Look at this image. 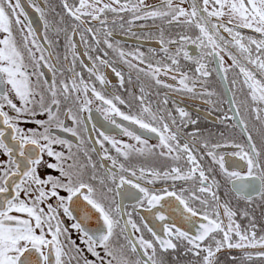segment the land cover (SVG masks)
Returning <instances> with one entry per match:
<instances>
[{
  "label": "snow or ice",
  "instance_id": "snow-or-ice-1",
  "mask_svg": "<svg viewBox=\"0 0 264 264\" xmlns=\"http://www.w3.org/2000/svg\"><path fill=\"white\" fill-rule=\"evenodd\" d=\"M62 4L67 16L78 22L72 25L73 34L83 29L80 40L86 47L84 56L92 63L89 67L80 60V64L89 73L88 81L81 72L75 71L79 54L74 51L76 45L72 36L67 37L68 49L72 50V65L68 71L72 75L57 81L60 70L50 63L52 41L45 34L44 43L48 48L39 43L30 22L24 34L20 17L24 20L28 17L20 0H0V157H3L0 159V264H251L253 261L264 264V228L259 229L261 234L258 235L255 217L246 209H234L230 201H222L219 194L226 185L225 195L233 193L248 206L257 199L264 203V148H257L245 120L239 119L238 125L243 126L246 146L231 144L236 151L218 156L217 150L227 144L204 141L198 145L197 132H181V127L195 125L196 120L185 122L182 119L181 124L176 125L171 112L165 117L144 106V95L134 97L141 105L140 113H126L117 106L126 105L120 95H105L91 80L94 77L106 91L111 81L101 69L110 68L123 88L124 75L114 66V60L107 59V49L116 53L128 69L135 70L138 80L143 74L156 85L171 89V84L160 79L162 75L169 76L178 80V90L194 97L215 95L204 87L211 75L208 63L218 65L213 69L217 75L238 69L237 76L241 79H233L232 88L226 90L232 93V99L227 102L230 111L235 109V116L225 115L222 119H235L242 109L245 113L250 111L262 126L258 131L264 140V116L261 115L264 113V0H179L178 3L160 0V4L154 6L147 5L145 0H110L108 3L78 0V4L62 0ZM185 4L188 6L184 7ZM36 11L40 13L46 33L52 30L53 25L45 19L44 11L39 7ZM106 13L115 14L113 25L117 18L123 21L121 13H131L129 25L133 20L159 19L168 27L184 31L176 38L165 39L164 28H160L163 58L153 63L143 52L126 53L119 47V41L111 42L113 31L107 27ZM82 17L98 21L101 27L94 30ZM224 17H228L227 23L223 22ZM14 24L23 39L27 63L14 36ZM192 28L198 30L195 37L186 34ZM221 29L230 40L221 34ZM237 29H250L261 38L242 35ZM54 30L59 33L67 29ZM84 33L91 34V43ZM188 44L194 46L196 55L187 50ZM171 45H176L174 51ZM229 45L239 55L228 51ZM149 51L155 56V49ZM221 52L232 61L230 66L225 67ZM181 56L196 65L195 76H189L182 69ZM67 59L65 55V62ZM41 61L52 73L50 83L47 79L41 83ZM222 79L227 81V76ZM131 82L130 72L128 83ZM238 83L246 97L239 105L232 91ZM197 84L201 85L200 91ZM140 92H144L143 87ZM94 101L100 102L96 111L105 121L136 142L126 143L100 131L103 140L95 143L103 152L97 154L101 161L111 162L110 165L100 164L103 174L85 148L86 142L78 130L83 126L82 131L88 132L87 124L92 118L83 114H91ZM204 102L211 103L210 100ZM164 103L167 104L166 99ZM177 111L181 117L188 116L182 108ZM145 114L149 119H145ZM117 117L138 126L139 131L117 122ZM68 120L73 126L67 125ZM93 130H97L95 124ZM64 133L71 134L77 143L64 138ZM187 136L194 138L192 142L185 138L181 143V138ZM151 138L158 143L150 145L148 139ZM105 141L111 144L115 156L104 147ZM198 148L204 150L199 157ZM157 153L175 164L161 171L146 164L131 163L133 155L151 157ZM205 156L218 165L223 182L214 174L209 175L215 172L214 168L206 172L200 163ZM121 157L128 166L120 162ZM229 158H232L231 163ZM182 160L188 165L186 170L179 163ZM158 181H172V184L159 189L149 187ZM176 181L192 182L193 186L182 185L177 190ZM197 181L199 187L195 186ZM193 203L200 207H194ZM129 204L133 211L148 212L151 222L148 217L140 216V223H136L133 211L126 210ZM238 215L248 220L247 225L242 226L237 221ZM177 218L185 227L179 226ZM92 221L94 227L90 226ZM232 250L242 253L239 260L231 255Z\"/></svg>",
  "mask_w": 264,
  "mask_h": 264
},
{
  "label": "flooded vegetation",
  "instance_id": "flooded-vegetation-1",
  "mask_svg": "<svg viewBox=\"0 0 264 264\" xmlns=\"http://www.w3.org/2000/svg\"><path fill=\"white\" fill-rule=\"evenodd\" d=\"M21 6L24 9L28 19L24 20V17L21 16V20L24 22V34H27V25L30 22L31 27L35 31L36 38L39 43L43 44L44 47L47 49L48 45L44 43L45 34H47L48 39L52 41V47L50 51L52 52V57L50 59V63L56 65L57 69L60 71L57 72V81L60 79H64L70 77L72 73L68 71L69 67L72 65V50L68 49V36H72V42L76 45L74 51L79 54V58L75 63V71L81 72L84 79L86 81L89 80V73L85 68H82L80 64V60H83L89 67L91 66V61L88 60L87 56H84V52L86 47L84 44L81 43L80 40V33L83 32V29H78L75 34L72 32V25L78 22L72 21L70 17L67 16L66 12L63 9L62 0H20ZM70 4L77 3L78 0H68ZM105 3L110 2V0H104ZM123 2V0H122ZM175 2H179V0H175ZM145 3L150 6L159 5L160 0H145ZM35 5V7L33 6ZM188 5L185 4L184 7ZM36 7L41 8L44 11L45 19L53 25L52 30H48L46 33L44 22L40 18V13L36 11ZM108 19L107 27L113 31L112 37H110L111 42L114 44L116 41H119V47L127 52H134L139 50L145 54V58L151 60L155 63V60L162 59L163 53L160 52V44H159V37H160V28H164V36L165 39L176 38L177 34L181 31H184L182 28L178 27H168L166 26L161 20H133L131 25L127 23L128 20L132 19L131 13H121L123 17V21H120L117 18V23L115 25L112 24V20L115 17L113 13H106L105 14ZM61 18H63V22H61ZM104 18V17H102ZM83 20L87 22L89 27H92L94 30L96 28H100V24L98 21H92L89 17H82ZM228 17L223 18V22L227 23ZM123 22V28H121V23ZM230 27L232 25H229ZM66 28V31H60L57 33L54 29L55 28ZM241 32L242 35L245 36H253L256 39H260V35L258 33L252 32L250 29H237ZM13 33L16 37L18 46L21 47V50L24 51L26 63L27 61V52L23 49V39L21 37L20 32L17 30L15 24L13 25ZM186 34L195 37L198 35V30L192 28L187 30ZM221 34L225 36L226 39L230 40L231 37L228 36L226 32H223L221 29ZM86 39L89 40L91 43V34L84 33ZM101 40H103V34L101 33L100 36ZM246 43V41H245ZM29 46H31V41L29 39ZM101 47H106L101 44ZM173 51L175 50L176 45L170 46ZM187 50L196 55V50L193 45L188 44ZM150 49H155V56L149 51ZM35 51V49H33ZM109 55L107 59L114 60V66L123 73L124 75V86L123 88L120 87L115 74L112 73L111 69H101L104 73L106 78L111 81L109 85L106 86V91L102 86L99 84L98 81H95V78L92 77V82H95V85L98 90L104 92L105 95L109 93H113L115 95H120L125 101L126 105L117 106L129 114H139L141 111V105L138 100L134 97L139 95H144V106L150 107L151 111L154 113H162L165 117H167L168 112H171L172 117L176 120V125L181 124V120L183 119L185 122L188 120H196L197 124H188L187 127H181L182 133H191L197 132L198 135L195 137L197 144H201L204 141H207L209 144L220 143L222 145L227 144L226 147H221L217 150V155L219 156L222 153L236 151L237 149L231 147V144H244L246 146L247 141L246 137L242 132V125H238V120L243 118L248 125L249 131L253 136V140L256 143L257 148H264V140H262L260 129L262 126L260 125L259 121L255 120V114L245 113L243 109L241 110V114L239 117L235 119H228L223 120L222 117L227 115L228 117L235 116V109L229 110L230 104L227 101L232 99V93L227 92V89L232 88V80L233 79H241L237 76L238 69H230L227 73H220L217 75L216 71H213L218 65L215 63H208L207 67L210 71L211 75L206 79V83L204 87H206L209 91L215 93V95L211 97L207 96H192L184 91L178 90L180 85L178 80L174 81L169 76H161L160 79L164 80L166 83L171 84L173 87L165 88L162 85H156L155 82L150 78L146 77L143 74H140L139 80L137 79V73L135 70H130L128 67L122 63L117 54L114 53L111 49H107ZM228 51H231L233 54L239 55L237 50L232 47L231 45L228 46ZM255 49L253 46V55L255 56ZM39 56V53H36ZM67 55L68 59L65 62L64 57ZM94 55V54H93ZM223 56L225 61V67H228L232 64V61L229 59L225 52L220 53ZM58 58V61H57ZM45 59H49L47 53H45ZM131 60V57H128ZM210 59V58H206ZM133 63H137V61L132 60ZM43 61H41V68L40 71L43 73V77L41 79V83H43L44 79H47L49 83L52 81V73L48 70V68L43 67ZM180 63L182 65V69L187 71L189 76H195V67L196 65L190 61H185L183 57L180 58ZM145 65H140V67H144ZM249 67H251L249 65ZM31 71V67L29 68ZM61 72L63 73L61 75ZM131 72V84L128 83L129 73ZM227 76V81H224L222 77ZM205 78L201 77V80ZM144 88V92H140V88ZM197 91L201 90V85L197 84ZM235 93L236 102L239 105L242 100L246 97L243 92L240 91V85L238 83L237 87L232 90ZM90 95V93H89ZM165 99L167 100V104L164 103ZM205 100H210L211 103H205ZM99 101H94L91 105L92 112L84 113L85 117L91 115V121L87 124L88 132L85 133L82 131V127L78 129L85 140V148L89 150V154L92 157L93 162L97 164V168L99 169L100 173L103 174V169H100V164L104 163L106 165H110V161H101L100 157L97 153H102L103 149L100 147L99 144L95 143L96 140H103V137L100 136V131H104L106 134L113 136L117 140H121L126 143L135 144L136 142L124 136L119 132L118 129H115L110 123L104 120L103 116L96 111V106L99 104ZM178 108L184 109L187 113V117H181L179 112L177 111ZM264 116V113H261ZM63 118V117H62ZM117 122L123 123L127 127L136 128L138 131V126L130 125L127 121L120 120L119 117L116 118ZM145 119H149L147 114H145ZM68 126H73L70 120L66 121ZM168 123L171 125V120H168ZM95 124L97 130H93V125ZM30 127L34 125H29ZM175 130V127H173ZM64 138L73 141L74 144L77 143L76 139L71 136V134L64 133L62 134ZM147 138V137H145ZM187 139L190 143L194 139L192 136L182 137L180 142L184 143V139ZM148 143L150 145H155L158 143V140L155 138L148 139ZM104 147L110 150V154L115 156V150L112 149L111 144L108 142H104ZM92 148H95L96 151H91ZM76 149L73 148V151ZM203 149H199L197 151V155L199 157L200 153L203 152ZM3 159V157H0ZM232 158H229V163H231ZM120 162H123L128 166V162L124 161L123 157L120 158ZM132 164H146L152 167L157 168L158 170L163 171L166 168H169L175 164L171 159H164L158 156L151 157H141L137 155H133L131 157ZM181 166L187 169L188 165L182 160L179 162ZM202 166L205 168L206 172L208 168H214V173H209V175H215L218 180L223 182V178L219 173L218 165H214L211 161L210 157L205 156L203 160L200 161ZM172 181H158L154 186L149 185L150 188L155 187L157 189L162 188L164 186H170ZM177 190L180 186L185 187H192V182L185 183L184 181H176ZM199 187L198 181L195 185ZM114 188V185L112 186ZM228 192V188L225 185L220 189V196L222 201H230V206L234 209L238 210H247L250 216L255 217V223L258 226V235L261 234L259 232L260 228H264V203H261L258 199L253 202L251 206L246 205V202L243 200H238L235 194L225 193ZM118 199V198H117ZM194 207L199 208L200 205L198 203H193ZM127 211H133L131 204H129ZM138 213V214H137ZM140 216H145L149 218V222H151V217L149 213L144 211L143 209H139L133 211V220L136 223H140ZM127 219V217H125ZM237 221L241 223L242 226L247 225L248 220L241 218L239 215L237 216ZM177 223L181 227H185V225L177 218ZM90 226H95V222H90ZM131 231V229H130ZM231 255L236 256L237 259L242 256V253L239 250H232ZM251 264H258V262L253 261Z\"/></svg>",
  "mask_w": 264,
  "mask_h": 264
}]
</instances>
